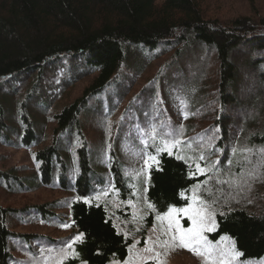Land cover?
<instances>
[{"label": "trees", "instance_id": "1", "mask_svg": "<svg viewBox=\"0 0 264 264\" xmlns=\"http://www.w3.org/2000/svg\"><path fill=\"white\" fill-rule=\"evenodd\" d=\"M206 14L199 0H0V90L13 88L4 100L21 107V124L25 127L17 143L5 137L8 129L17 127L8 123L6 104L0 102V133L4 135L0 139L8 138V143L30 148L38 165L28 176L17 173L22 171L20 166L0 171V187L13 194L31 192L37 186L66 194L63 200L20 208L0 202V264L13 263L11 245L21 237L35 250L23 252L37 254L34 237L40 234L20 235L14 228L24 217L20 214L55 224L61 215L55 212L57 207L68 210L71 227L83 234L74 244L80 255L66 264H109L112 259H126L133 240L115 225L103 195L129 201L145 186V198L154 206L145 218V235L159 213L188 203L186 195L199 184L205 198V188L223 189V194L217 192L215 197L226 199L232 206L222 212L224 215L217 214V228L207 235L214 241L230 238L244 262H264V210L258 206L256 211L248 208L254 202L250 199L261 191L264 194V15L242 14L222 21ZM166 41L168 46L157 50L159 54L145 51L158 49ZM200 43L207 48L205 54L214 55L217 64L210 75L217 79L214 96L208 104L201 103L215 111L214 143L202 150V157L213 167L205 173L196 171L189 158L194 145L190 135L181 133L179 145L188 142L191 147L184 153L176 148L157 153L162 170L152 164L146 171L145 184L143 175L128 168L127 162L118 165L116 151L107 150L111 137L116 138L136 120L124 110L118 116L129 93L128 81L134 80L129 74L125 82L121 69L125 64L131 67L129 56L136 52L145 56L136 60L139 68L168 51L184 61L192 57L191 61L199 65L201 54L194 53L199 52ZM62 59H68L66 69ZM176 63L166 68L168 72H160L161 79L170 86L173 83L169 75ZM88 75L93 78L80 96L52 114L53 106L68 88ZM251 84H255L254 92L249 94ZM98 95L99 104L94 106L93 98ZM36 102L43 104L42 108ZM24 103L40 108L42 115L51 118L55 126L50 135L44 132L45 117L39 124L33 119L30 125ZM246 106L247 113L241 115ZM86 112L91 115L90 122L97 123L101 118L103 167L97 170L92 165L98 160L80 132V117ZM151 123L155 120L142 126ZM250 172L259 178L253 180Z\"/></svg>", "mask_w": 264, "mask_h": 264}, {"label": "rangeland", "instance_id": "2", "mask_svg": "<svg viewBox=\"0 0 264 264\" xmlns=\"http://www.w3.org/2000/svg\"><path fill=\"white\" fill-rule=\"evenodd\" d=\"M199 1L207 13L206 15L216 20L220 19L224 21L227 18H234L237 15L242 14L248 16L264 15V0ZM168 44L169 42L165 45L161 42L158 49H149L148 51H145L152 52V54H159L160 51L157 50L162 47L166 48ZM200 47L199 52H193L194 55L196 53L201 54L199 65H196L194 64L195 62L191 61L192 57H190L188 61H184L173 55L174 52L168 51L151 61L145 60L146 66L144 65L139 68L136 66V60L138 57L145 56L140 54L142 52H136L129 56L130 64L128 63V65L131 67L129 68L127 64H125L123 69H121L122 76L126 79L125 82L128 81L127 77L129 74L134 80L131 82L128 81L130 84L129 93L122 103L118 116L121 115L123 110L124 114L129 115V112L133 109L134 111L131 116L137 120L133 119L135 121L134 124L129 122L127 127L117 134L116 138L112 136L107 150L109 151L111 148L115 150V160L117 164L120 165V163L127 162L129 166L128 168H131L136 174L144 176V181L146 180V171H148L150 167L149 165H152L151 161H149V164H146L145 161L148 160L149 155L157 157V149H165V142H167V148H169V150L173 151L174 148H176L180 153H184V149L191 147L190 143H192L195 150L191 153L192 155L189 158L190 161L193 162L198 173L208 172L210 171V168L213 167L207 162V159H201V157L203 156L202 150L213 146L214 143L215 135L213 131V116L215 111L213 109L211 112L209 108L203 107L201 103L205 105L208 104L209 100L214 96L212 92L213 85L217 79L210 75L216 69L217 64H214V55L205 54L207 49L206 46L200 43ZM142 50L143 49H141V51ZM62 60L64 61V67L66 69V67H68V59ZM173 61L174 63L175 61L177 63L174 64V71L169 75L171 79L170 81L173 83L170 86L167 81L161 79V75L163 72H168L169 69L172 68ZM166 68L169 69L166 71ZM203 69L204 74L200 76ZM160 72L162 73L160 74ZM93 75H88L79 80L76 84H73V86L69 87L64 95H62L55 103L51 113L53 114L58 108H61L65 104L78 98L93 78ZM198 82L202 83L199 85ZM208 84L210 85L209 88L207 86ZM254 85L255 84H251L250 87L247 88V93L252 94L254 92L252 91L254 90ZM27 90L28 88L24 91L23 97H25ZM10 92H13V88L10 86L1 89L0 102L6 104L4 106V113L10 115V119L7 120L8 123L17 127V130L8 129L6 132L9 133V135H6L5 137L10 136L12 137L11 139L15 140L17 143L18 138H21L23 135L25 127L21 124V107L15 103L12 104L13 101L6 103L4 100L8 97ZM99 96L100 95L93 98L94 106H98ZM213 102L215 103V101ZM24 105L26 107L24 112L29 115L30 124L33 123V119L39 124L41 117H45L42 115V112H40L41 109L30 105L28 106L27 103H24ZM42 105L43 104L36 102V106L42 108ZM90 105L92 104L90 103ZM247 111L248 108L246 106L242 109L241 115H245ZM157 112L159 113L157 114ZM85 114L80 117L82 123L80 132L84 134V141L87 142V144H90L89 146L95 156V160H98L96 162L98 166L96 164L92 165L94 170H97V167H103V162L101 161L103 159V144L101 142L104 139V136H101L100 132L102 129L101 123H99L101 118L98 117L96 121L97 123L90 122L91 117L89 116L91 115L89 112H86ZM148 117H151L150 121ZM44 120L46 121L44 132L50 135L55 124L54 122L51 123V118L47 119V117H45ZM122 120L121 117L119 121ZM154 120L155 123H151L148 127L143 128L142 123L147 125ZM1 130L2 128L0 131ZM181 133L186 136L190 135V143L187 142L185 145H179L180 143H177L175 147H173L172 142L177 141L180 138ZM74 134L77 135V132ZM1 136L4 135H1L0 133V137ZM8 140V138L0 139V171L6 172L11 170L14 166H20L22 171H17V173L22 176H28L33 169L35 171V169L38 168L34 159V151L30 148L26 149V147L19 144L13 145L8 143ZM132 158H134L133 162L131 160ZM122 165L123 164H121V167ZM197 166L204 169V171H198ZM217 181H221V179H218ZM196 186L198 187H194L190 195H186L189 197L188 203L181 206L174 205L171 207L181 209L191 204L194 194L201 195L203 186L200 184ZM34 187L36 186L30 188ZM211 189L214 188L212 187ZM6 190L0 187V202L6 206H12L15 208L34 203L55 201V199L59 198L63 200L66 196V194L56 191L55 189L52 190L47 187L38 186L37 189H34L31 192L20 194L9 193ZM261 190H264V187L261 188ZM262 192L263 191H261V194ZM261 194L257 193L255 199H250V201L254 202L252 203L253 205L248 207L249 209L256 211L255 206H258L260 209L263 208L264 210V202L261 199ZM103 197L109 210L108 212L115 222V225H117L120 231L126 233L133 240L129 247L130 253L128 257L122 260L112 259L109 264H161V262L162 264H214L212 256L202 257L187 248H181L179 247L178 241L175 242L174 247L165 248L163 246L164 241H168L171 245L172 235L178 234L174 223L170 228L167 219H157L158 216H163L167 213L168 209L166 212L159 213L152 225L147 227L148 230L146 235L143 234L142 228L144 223H146L145 218L150 209L148 207L149 203L145 198V186L139 190L135 197L127 202H121L120 199L111 196L108 193H105ZM214 198L217 202L210 210L214 213V219L216 221L218 213H222L232 206L226 201V199L219 200L217 197ZM54 210L55 212H58L57 214H61L56 219V222H54L55 224L58 223L56 225L41 217L29 216V214L25 213L20 214L24 217L20 218L19 223L14 224L16 231L20 235L30 233L34 235L40 234V236L34 237L37 239L34 243L37 251L35 256L26 255V253L23 252V249H33V245H28L29 243L24 242L23 237L18 241H13L11 249L13 253L12 255H14V261L12 264H66L68 258H62L60 250L65 249L67 251L66 245L72 243L73 239L79 235V233L75 228L71 227L72 224L67 209L57 207ZM175 219L179 220L180 227L185 230L192 226V221L182 212L176 213ZM62 225L70 226L63 227ZM208 232L209 231L205 230L203 235L207 238L212 249H226L233 246V242L230 238L224 237L218 241H214L209 235H207ZM146 249H152V251H146ZM157 253L160 254L158 257L156 256ZM240 258L241 256L236 261H233L232 264H264V262L256 261L244 262ZM81 262L78 264H81Z\"/></svg>", "mask_w": 264, "mask_h": 264}, {"label": "snow or ice", "instance_id": "3", "mask_svg": "<svg viewBox=\"0 0 264 264\" xmlns=\"http://www.w3.org/2000/svg\"><path fill=\"white\" fill-rule=\"evenodd\" d=\"M158 134V133H157ZM179 143V141H173L172 146ZM167 148V142H165V149ZM163 149H157V153ZM264 151V150H262ZM182 157H178L180 159ZM203 159V157H201ZM149 161L152 164L157 166V170H162L159 168V161L157 160L156 156L149 155L148 160L145 161L146 164H149ZM151 166V165H149ZM198 171H204V169L199 168L197 166ZM249 176L255 180L258 179L259 176L254 173L250 172ZM227 183V182H225ZM198 187V186H194ZM204 192L208 193L207 198L202 195H195L192 198V203L189 204L185 208L177 209L174 207H169L168 212L165 213L163 216H158L157 219L163 220L167 219L169 221V227L171 228L173 223L175 224V228L178 234H174L171 237L172 244L170 245L168 241L163 242V246L165 248L174 247L175 242H179V247L187 248L197 255L202 257L212 256L214 260V264H232L233 261H236L242 253L235 249L234 244L230 248L226 249H212L209 245L207 238L203 235L205 230L211 232L214 231L216 228V221L214 219V213L210 210L213 205L216 204L217 200L215 197L217 192L223 194V189H208L205 188ZM231 195V194H229ZM149 208H154L153 205L148 204ZM178 212H182L189 217L192 221V226L187 230L180 227L179 220L175 219V214ZM221 215H224L223 213ZM63 227H69L70 225H62ZM83 234L77 235L72 243L66 245V249H61V256L62 258L74 259L78 257L80 254L73 250V244L77 240H81ZM146 251H152V249H146ZM160 254L157 253L156 256L158 257ZM81 264H87L86 261H82ZM162 264V262H161Z\"/></svg>", "mask_w": 264, "mask_h": 264}, {"label": "bare ground", "instance_id": "4", "mask_svg": "<svg viewBox=\"0 0 264 264\" xmlns=\"http://www.w3.org/2000/svg\"><path fill=\"white\" fill-rule=\"evenodd\" d=\"M28 119V118H27ZM3 124V123H2ZM31 125V124H30ZM32 127V126H31ZM34 134V133H33Z\"/></svg>", "mask_w": 264, "mask_h": 264}]
</instances>
